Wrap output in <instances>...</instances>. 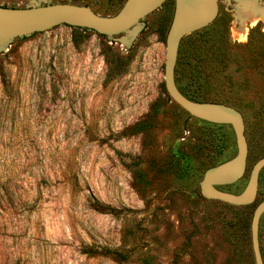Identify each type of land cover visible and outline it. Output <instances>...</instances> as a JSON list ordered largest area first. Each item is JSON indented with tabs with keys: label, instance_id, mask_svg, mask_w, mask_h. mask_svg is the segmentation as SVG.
Here are the masks:
<instances>
[{
	"label": "rangeland",
	"instance_id": "374dc122",
	"mask_svg": "<svg viewBox=\"0 0 264 264\" xmlns=\"http://www.w3.org/2000/svg\"><path fill=\"white\" fill-rule=\"evenodd\" d=\"M127 2L29 0L26 10L115 18ZM176 5L132 35L64 23L0 47V264H257L264 167L250 204L203 193L211 170L238 159L239 141L233 125L212 127L168 93ZM249 6L264 12V0H220L217 19L182 38L174 77L187 100L242 116L245 173L212 186L235 196L264 159V21L249 20ZM257 235L264 264V213Z\"/></svg>",
	"mask_w": 264,
	"mask_h": 264
},
{
	"label": "water",
	"instance_id": "95a60500",
	"mask_svg": "<svg viewBox=\"0 0 264 264\" xmlns=\"http://www.w3.org/2000/svg\"><path fill=\"white\" fill-rule=\"evenodd\" d=\"M167 1L128 0L119 15L115 18H105L88 7L58 5L26 10L29 0H0V47L9 43L11 48L15 38L46 31L64 23L89 27L108 36L121 33L132 35V32H137L141 20L161 8ZM185 1L177 0L174 20L167 37L166 88L171 98L194 117L216 124H230L235 127L240 149L238 159L211 170L202 183V191L211 199H221L237 205L250 204L257 195L258 176L264 167V159L255 165L251 185L244 195L235 196L212 190L213 185H229L237 182L245 173L248 143L242 116L233 108L224 105L195 104L182 96L175 86V70L182 38L211 25L217 19L220 11V0H188V9L185 7ZM196 10L198 16L193 19L190 18L188 13ZM235 164H238L239 169L233 173ZM263 213L264 204L254 214L253 232L257 264H263L257 235L259 219Z\"/></svg>",
	"mask_w": 264,
	"mask_h": 264
},
{
	"label": "bare ground",
	"instance_id": "6f19581e",
	"mask_svg": "<svg viewBox=\"0 0 264 264\" xmlns=\"http://www.w3.org/2000/svg\"><path fill=\"white\" fill-rule=\"evenodd\" d=\"M188 6H189V2H188V0H186L185 1V7H186V9H188ZM248 10L250 9V10H252V11H250V15L248 16V18H250L249 20H252L253 19V21H255V20H258V19H261L258 15H256V14H258V11L255 9V8H247ZM246 9V10H247ZM186 11V10H185ZM257 13H256V12ZM189 15H190V18H195V16H198L197 14V10L196 11H194V12H190V13H188ZM259 17V18H258ZM263 19H264V16L262 17ZM245 19V18H244ZM244 31H245V28H244V26H243V28H241L239 31H238V33H239V35L241 36V38L242 39H244V36H245V33H244ZM238 169H239V167H238V164H235L234 165V168H233V173L234 172H236V171H238Z\"/></svg>",
	"mask_w": 264,
	"mask_h": 264
},
{
	"label": "trees",
	"instance_id": "16d2710c",
	"mask_svg": "<svg viewBox=\"0 0 264 264\" xmlns=\"http://www.w3.org/2000/svg\"><path fill=\"white\" fill-rule=\"evenodd\" d=\"M118 1L122 2V1H125V0H118ZM79 31H81V28H77V30L74 31V34H73V40H74V42L76 44H78L80 42L81 38H82V34ZM85 31H87V30H85ZM210 126L215 127V128H222L224 125L210 124ZM219 147H220V145H219ZM220 148L223 149V147H220ZM96 209L99 212H101V213H104V212H107L108 211V209H106L104 207H97Z\"/></svg>",
	"mask_w": 264,
	"mask_h": 264
},
{
	"label": "built area",
	"instance_id": "2783aa9c",
	"mask_svg": "<svg viewBox=\"0 0 264 264\" xmlns=\"http://www.w3.org/2000/svg\"><path fill=\"white\" fill-rule=\"evenodd\" d=\"M249 8H252V7L249 6ZM253 8H255L258 11V16L261 18V20L264 21V19L262 18L264 16V12H262L261 10H259L258 8H256L255 6H253Z\"/></svg>",
	"mask_w": 264,
	"mask_h": 264
}]
</instances>
